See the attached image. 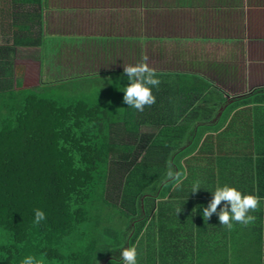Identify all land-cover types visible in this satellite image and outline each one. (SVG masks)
<instances>
[{
    "label": "trees",
    "instance_id": "obj_1",
    "mask_svg": "<svg viewBox=\"0 0 264 264\" xmlns=\"http://www.w3.org/2000/svg\"><path fill=\"white\" fill-rule=\"evenodd\" d=\"M40 5L0 0V264H123L120 252L133 246L137 264L195 252L204 264H245L251 252L264 264V159L243 149L253 124L244 103L213 124L222 103H209L210 83L180 73H157L156 102L143 112L121 90L25 85L16 49L43 43ZM217 185L259 196L255 221L228 230L215 214L203 218Z\"/></svg>",
    "mask_w": 264,
    "mask_h": 264
},
{
    "label": "crops",
    "instance_id": "obj_2",
    "mask_svg": "<svg viewBox=\"0 0 264 264\" xmlns=\"http://www.w3.org/2000/svg\"><path fill=\"white\" fill-rule=\"evenodd\" d=\"M10 14L5 20H13ZM35 14L43 43L17 48L25 85H83L94 93L117 90L118 98L127 84L124 67L147 57L156 73L210 83L209 103H222L213 124L244 103L245 121L253 124L245 125L243 149L264 159V0H41ZM179 255L171 257L175 264H204L198 252ZM245 255L253 264L252 252Z\"/></svg>",
    "mask_w": 264,
    "mask_h": 264
},
{
    "label": "clouds",
    "instance_id": "obj_3",
    "mask_svg": "<svg viewBox=\"0 0 264 264\" xmlns=\"http://www.w3.org/2000/svg\"><path fill=\"white\" fill-rule=\"evenodd\" d=\"M124 73L128 78V84L123 88V102L131 108L139 112H143L145 106H151L156 102V98L152 93V87H158L161 81L156 78V70L150 68L147 63V57L135 66L129 65L124 67ZM167 178L175 182V187L179 188L182 183L181 173L175 172L171 167L168 168ZM186 178V177H185ZM200 190V181H195L192 185L191 193L195 194ZM212 199L207 207L203 208V218L207 220L217 215L222 226L232 230L233 221L245 226L253 223L255 216L249 215V212L257 210L260 197L252 194H242L235 187L228 185H217L211 193ZM224 202L223 207H219ZM219 208V210H218ZM181 210H177V214ZM45 219V213L39 209L35 210V223L39 224ZM123 264H137L136 247H125L120 252ZM21 264H38L35 257H25Z\"/></svg>",
    "mask_w": 264,
    "mask_h": 264
},
{
    "label": "rangeland",
    "instance_id": "obj_4",
    "mask_svg": "<svg viewBox=\"0 0 264 264\" xmlns=\"http://www.w3.org/2000/svg\"><path fill=\"white\" fill-rule=\"evenodd\" d=\"M2 42L0 41V44H1ZM17 50V52H16V56H20V54H22V50H18V49H16ZM19 63L16 59H15V63ZM110 93H111V91H109ZM97 95H99L98 93H97Z\"/></svg>",
    "mask_w": 264,
    "mask_h": 264
}]
</instances>
